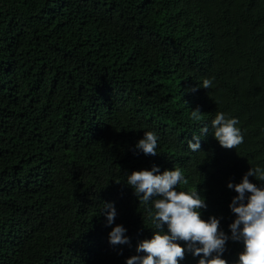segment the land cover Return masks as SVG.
Segmentation results:
<instances>
[{"label":"trees","instance_id":"1","mask_svg":"<svg viewBox=\"0 0 264 264\" xmlns=\"http://www.w3.org/2000/svg\"><path fill=\"white\" fill-rule=\"evenodd\" d=\"M217 112L239 121L235 149L213 136ZM146 131L156 156L135 147ZM196 135L200 152L188 148ZM153 166L181 168L178 190L197 187L202 218L231 235L227 184L264 168V0H0V264L144 255L152 205L126 183ZM116 225L129 243H109ZM242 250L228 240L221 258L236 264Z\"/></svg>","mask_w":264,"mask_h":264},{"label":"clouds","instance_id":"2","mask_svg":"<svg viewBox=\"0 0 264 264\" xmlns=\"http://www.w3.org/2000/svg\"><path fill=\"white\" fill-rule=\"evenodd\" d=\"M213 85L212 78H205L202 86L205 89ZM193 88L192 91H196ZM191 117L202 119L199 109L192 110ZM239 121L230 118L224 112H217L211 120L214 129L213 136L219 145L225 149H235L243 143ZM202 134H207L209 127L201 128ZM200 136H193V143L188 141V148L200 152ZM158 136L154 131L144 132L143 138L136 143V148L145 155L156 156ZM153 166L150 170L132 171L127 175V185L130 186L139 200L149 209V216L154 225L152 237L138 243L136 251L144 255H133L125 264H180L186 252L200 256L198 264H227L221 256L228 240L242 242L243 250L238 254L236 264H264V184L258 186L250 182L253 177L258 182H264V168L250 167L237 184L228 183L229 189L237 193L229 208L235 219L229 224L231 235H226L220 229V222L214 216L207 220L202 218L201 209L206 208L204 197L197 187L192 191L178 190L181 184L187 185L181 168L164 170ZM107 209V225H111L116 217V211L111 203L104 205ZM167 226V231L164 226ZM126 229L116 225L109 232V243L123 245L129 243L125 235ZM178 241H183L182 247Z\"/></svg>","mask_w":264,"mask_h":264}]
</instances>
